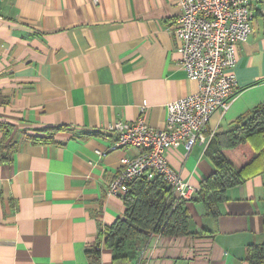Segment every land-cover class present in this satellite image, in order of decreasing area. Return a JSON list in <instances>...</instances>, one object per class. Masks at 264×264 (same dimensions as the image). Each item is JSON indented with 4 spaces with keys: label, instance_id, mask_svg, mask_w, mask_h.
Wrapping results in <instances>:
<instances>
[{
    "label": "crops",
    "instance_id": "1",
    "mask_svg": "<svg viewBox=\"0 0 264 264\" xmlns=\"http://www.w3.org/2000/svg\"><path fill=\"white\" fill-rule=\"evenodd\" d=\"M181 15L177 0H0V124L12 129L4 146L17 148L0 162V264H92L99 227L126 212L108 185L122 160L142 153L117 148L108 130L143 109L163 129L167 105L198 92L172 33ZM235 73V98L209 124L216 133L264 104L258 12ZM2 140L0 132V156ZM168 161L197 186L214 172L200 145L170 151ZM185 208L191 234L154 240L142 264H248L249 246L264 244V175L230 188L215 219L199 202ZM101 264H113L110 250Z\"/></svg>",
    "mask_w": 264,
    "mask_h": 264
},
{
    "label": "built area",
    "instance_id": "2",
    "mask_svg": "<svg viewBox=\"0 0 264 264\" xmlns=\"http://www.w3.org/2000/svg\"><path fill=\"white\" fill-rule=\"evenodd\" d=\"M182 15L173 28L179 42L181 67L198 83V92L167 105L163 129L153 128L145 109L134 123L118 122L117 148L141 149L137 157L122 160L123 168L108 185L110 197L124 199L136 179L161 177L177 200L191 203L199 195L197 185L185 181L168 161V153L183 147L205 149L216 132L209 129L216 113H225L237 94L238 49L253 34L255 12L264 16V0H177ZM104 155V154H103ZM146 248L136 264H142Z\"/></svg>",
    "mask_w": 264,
    "mask_h": 264
},
{
    "label": "trees",
    "instance_id": "3",
    "mask_svg": "<svg viewBox=\"0 0 264 264\" xmlns=\"http://www.w3.org/2000/svg\"><path fill=\"white\" fill-rule=\"evenodd\" d=\"M67 128H57L62 131ZM11 127L0 124L3 133L1 163L12 162L16 145L4 146ZM87 137L93 136L86 134ZM28 140L53 143L52 138ZM5 147V148H4ZM237 155V157H236ZM213 165V174L203 180L198 197L193 201L203 205L208 216H218V205L227 199L230 188L241 186L250 179L264 175V104L254 108L239 120V126L218 132L206 148ZM242 163V164H241ZM126 212L110 227H99L96 244L87 251L92 264L102 263V250L112 252L113 264H136L141 253L154 240L162 237H181L191 234V216L187 203L170 194L161 177L148 181L136 179L123 199ZM248 264H264V244H252L247 252Z\"/></svg>",
    "mask_w": 264,
    "mask_h": 264
},
{
    "label": "rangeland",
    "instance_id": "4",
    "mask_svg": "<svg viewBox=\"0 0 264 264\" xmlns=\"http://www.w3.org/2000/svg\"><path fill=\"white\" fill-rule=\"evenodd\" d=\"M236 157H237V155H236ZM242 164V163H241Z\"/></svg>",
    "mask_w": 264,
    "mask_h": 264
}]
</instances>
